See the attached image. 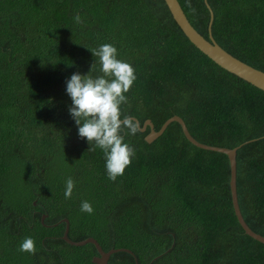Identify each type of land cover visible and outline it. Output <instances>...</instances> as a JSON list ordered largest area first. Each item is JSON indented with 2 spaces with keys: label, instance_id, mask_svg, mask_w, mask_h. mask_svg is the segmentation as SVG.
Returning a JSON list of instances; mask_svg holds the SVG:
<instances>
[{
  "label": "trees",
  "instance_id": "obj_1",
  "mask_svg": "<svg viewBox=\"0 0 264 264\" xmlns=\"http://www.w3.org/2000/svg\"><path fill=\"white\" fill-rule=\"evenodd\" d=\"M179 2L206 38L209 4L218 44L264 71V0ZM102 44L135 69L123 115L156 130L179 115L198 141L239 146V205L264 235V90L191 43L165 0H0V264H95L93 243L63 239L65 218L74 241L131 250L107 264H264V243L235 214L228 156L192 144L178 122L151 142L150 126L124 130L135 156L123 176L107 178L102 150L79 137L66 92V81L93 64L90 75H102L90 51ZM26 237L34 255L19 251Z\"/></svg>",
  "mask_w": 264,
  "mask_h": 264
},
{
  "label": "clouds",
  "instance_id": "obj_2",
  "mask_svg": "<svg viewBox=\"0 0 264 264\" xmlns=\"http://www.w3.org/2000/svg\"><path fill=\"white\" fill-rule=\"evenodd\" d=\"M74 20L78 24L84 22L79 14ZM90 51L99 58L102 75L95 78L90 75L95 67L93 64L87 75L75 73L66 81V92L72 101L69 112L78 126L79 137L86 138L91 145L89 150H102L107 178L115 182L135 156L134 148L124 142L121 133L127 130L128 134L135 135L139 125L131 116L123 115L121 106L127 104L126 93L137 77L129 63L118 59V50L112 44H102ZM74 188L75 182L69 178L66 199L71 198ZM81 211L92 214L94 210L88 201H83ZM19 251L34 255L37 251L34 239L26 237Z\"/></svg>",
  "mask_w": 264,
  "mask_h": 264
},
{
  "label": "water",
  "instance_id": "obj_3",
  "mask_svg": "<svg viewBox=\"0 0 264 264\" xmlns=\"http://www.w3.org/2000/svg\"><path fill=\"white\" fill-rule=\"evenodd\" d=\"M165 2L174 20L179 25L185 36L191 41V43H193L200 51H202L205 55H207L210 59H212L216 64H218L222 68L248 81L254 86L264 90V71L232 55L227 50H225L220 44H218V42L214 39L211 30L214 14L209 4H207L208 8L210 9L209 38H206L200 32H198L196 28L188 20L179 0H165ZM133 119L138 123L141 131H145L148 126L151 127V131L146 136V140L149 142L161 136L165 131V129L168 127V125L171 122L176 121L181 125L186 138L195 146L202 149L225 153L228 156L230 162V173H231L230 186H231V194H232V203L234 206L237 219L240 225L242 226V228L244 229V231L246 232V234L264 243V235L255 232L248 225L239 205L238 193H237V158H236L237 157L236 154L239 146L229 148L223 146L209 145L198 141L196 138L192 136V134L188 130V127L184 119L179 115H173L170 118H168L163 123V125L159 130L155 129L154 124L150 119H147L142 127L140 126L139 120L137 118L133 117ZM46 216L47 214H44L42 216V220H44ZM64 220L67 222V225L63 234V239L69 242L70 244L77 246L85 245L87 243H93L96 246L97 251L99 253V255L93 257V262L95 264H107L111 254L119 250H125L131 252V250L128 248H112L108 251H105L103 250L98 240L94 237H88L80 241H74L68 237V231H69L68 219L65 218ZM136 264H138L137 259H136Z\"/></svg>",
  "mask_w": 264,
  "mask_h": 264
},
{
  "label": "flooded vegetation",
  "instance_id": "obj_4",
  "mask_svg": "<svg viewBox=\"0 0 264 264\" xmlns=\"http://www.w3.org/2000/svg\"><path fill=\"white\" fill-rule=\"evenodd\" d=\"M63 237V236H62Z\"/></svg>",
  "mask_w": 264,
  "mask_h": 264
}]
</instances>
